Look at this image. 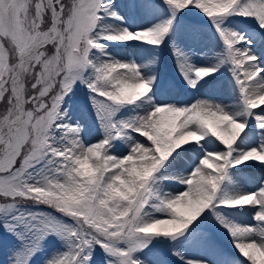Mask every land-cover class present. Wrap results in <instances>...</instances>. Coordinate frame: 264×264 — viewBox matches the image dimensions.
Masks as SVG:
<instances>
[{
	"label": "snow or ice",
	"instance_id": "obj_1",
	"mask_svg": "<svg viewBox=\"0 0 264 264\" xmlns=\"http://www.w3.org/2000/svg\"><path fill=\"white\" fill-rule=\"evenodd\" d=\"M0 106L7 264H264V0H0Z\"/></svg>",
	"mask_w": 264,
	"mask_h": 264
},
{
	"label": "rangeland",
	"instance_id": "obj_2",
	"mask_svg": "<svg viewBox=\"0 0 264 264\" xmlns=\"http://www.w3.org/2000/svg\"><path fill=\"white\" fill-rule=\"evenodd\" d=\"M128 53H131L132 50H127ZM173 59L168 54L167 51L161 53V62L159 65V70L161 77L166 81V90H169L172 95H177L180 99H186L193 94L191 92L185 93L176 83L173 82V77L175 75L173 68ZM164 76V77H163ZM172 76V78H171ZM168 78V79H167ZM198 96H204L205 98H226L229 96L228 85L225 80L217 81L215 84H212L201 90V93L196 94ZM225 99L224 102H226ZM2 106H0V111H2ZM91 120H88L89 128H91ZM252 169V167L248 168ZM247 169V170H248ZM243 171V170H242ZM249 176L256 175L257 177L264 175V169L259 167H254L250 172L247 171ZM246 175L238 173L234 177L237 185L239 187L245 186L244 189H252L255 187L257 182L256 179H246ZM248 187V188H246ZM168 190V189H166ZM242 219V218H241ZM243 221H247L242 219ZM216 246L222 250L225 254L231 256L233 259H238L239 254L232 247L230 239L223 233H216L213 237ZM224 245V247H223ZM16 246V241L9 235L0 233V264H7V260L13 248ZM191 255H196V253H191ZM150 259L154 264H159L162 260L169 261V264H175L177 258L171 256V253L165 254V251L162 248H157L153 250V253L150 255Z\"/></svg>",
	"mask_w": 264,
	"mask_h": 264
},
{
	"label": "bare ground",
	"instance_id": "obj_3",
	"mask_svg": "<svg viewBox=\"0 0 264 264\" xmlns=\"http://www.w3.org/2000/svg\"><path fill=\"white\" fill-rule=\"evenodd\" d=\"M247 169H248V168H245V169H243V171L239 172L240 174H244V175H246V176H245L246 179H256L255 182H257V183H258L261 179H264V175H263V176H260V177H257L256 175H251V176H249L248 173H245V172H247ZM241 188H245V186H242ZM246 188H248V187H246ZM241 218L244 219V220H248V216H247V214L242 215ZM223 247H224V245H223ZM239 258H240V257H239Z\"/></svg>",
	"mask_w": 264,
	"mask_h": 264
}]
</instances>
